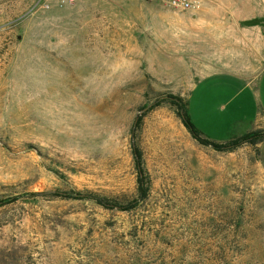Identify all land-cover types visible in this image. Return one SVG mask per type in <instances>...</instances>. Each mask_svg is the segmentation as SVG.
Wrapping results in <instances>:
<instances>
[{"label": "rangeland", "instance_id": "1", "mask_svg": "<svg viewBox=\"0 0 264 264\" xmlns=\"http://www.w3.org/2000/svg\"><path fill=\"white\" fill-rule=\"evenodd\" d=\"M65 1L0 0V264H264L259 144L202 145L171 98L212 141L253 128L260 4ZM134 134L149 196L75 199L139 198Z\"/></svg>", "mask_w": 264, "mask_h": 264}, {"label": "trees", "instance_id": "2", "mask_svg": "<svg viewBox=\"0 0 264 264\" xmlns=\"http://www.w3.org/2000/svg\"><path fill=\"white\" fill-rule=\"evenodd\" d=\"M254 21L253 23H255ZM257 23V22H256ZM174 99V104L179 107L180 109V115L183 120V124L185 127L189 130V132L192 134L193 138L197 140L199 143L205 146H212L214 149L219 151H232L236 148L241 147L244 144H259L264 140V131H258V132H252L247 135H244L239 138H235L231 141H228L226 143H218L215 141H212L208 138H206L193 124L191 121L190 115H189V99L184 100L181 97H171ZM142 121L141 117H138L137 122L135 123V128H138ZM135 133V129H134ZM135 134L133 135V143H132V149H133V155L134 160L136 163V167L139 171V198L135 199L134 201L130 202L128 205L119 206L118 204L112 203L109 199L99 196L94 193H76L74 195L75 199H90L95 200L98 204L106 207V208H120L121 210H131L135 208L140 201L145 200L149 196V186L144 178V169L142 166V153L140 148L137 146V143L135 142Z\"/></svg>", "mask_w": 264, "mask_h": 264}, {"label": "crops", "instance_id": "3", "mask_svg": "<svg viewBox=\"0 0 264 264\" xmlns=\"http://www.w3.org/2000/svg\"><path fill=\"white\" fill-rule=\"evenodd\" d=\"M255 1H257L258 3H256V4H258V5L260 4V6L259 7H255L254 6L255 8L253 7L252 10H250L251 11L250 14L252 16H258V15L264 14V8L263 9L260 8L261 5L264 7V0H255ZM233 14H237V13H233ZM235 75H237V74H235ZM216 76H218V75L217 74H210V75L202 78L199 82H197L194 85V87L192 88L191 92H190V101H191V99H193V96L200 90L202 85L206 84V85L209 86V84H210V86H213V84H215V82L214 81H212V83H210V82ZM236 77H240V75H237ZM249 81L250 82L248 83V86H252L253 85L256 89H258L256 94L258 95L259 100H261L262 99L263 88H264V70L259 75V77L255 80V82L251 83V80H249ZM198 94H202V93H198ZM229 102L230 101H228L227 104H225V105L223 104L221 107L224 110H226L228 108V103ZM261 106L262 107H259L258 112H256L254 117H253V121L255 122V123H253V125H254L253 128H251V130H249L248 132H245L244 134H240L239 136H237L235 138L242 137V136L247 135V134L252 133V132L264 131V102H263V105H261ZM190 118L193 119L191 114H190ZM193 121H194V119H193ZM199 131L204 135V133L201 130H199ZM263 151H264V140L259 143V155H260V159L264 163V160H263V155H264L263 153L264 152Z\"/></svg>", "mask_w": 264, "mask_h": 264}, {"label": "built area", "instance_id": "4", "mask_svg": "<svg viewBox=\"0 0 264 264\" xmlns=\"http://www.w3.org/2000/svg\"><path fill=\"white\" fill-rule=\"evenodd\" d=\"M66 2L65 0H58ZM147 2H160L179 11H198L202 8L205 0H146Z\"/></svg>", "mask_w": 264, "mask_h": 264}, {"label": "water", "instance_id": "5", "mask_svg": "<svg viewBox=\"0 0 264 264\" xmlns=\"http://www.w3.org/2000/svg\"><path fill=\"white\" fill-rule=\"evenodd\" d=\"M149 108H145L142 112H146ZM138 120V119H137ZM137 122V121H136Z\"/></svg>", "mask_w": 264, "mask_h": 264}]
</instances>
